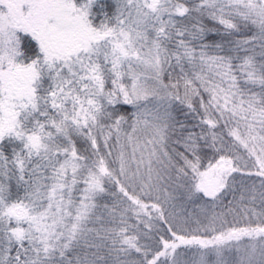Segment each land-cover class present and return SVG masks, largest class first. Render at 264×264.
<instances>
[{"label": "snow or ice", "instance_id": "snow-or-ice-1", "mask_svg": "<svg viewBox=\"0 0 264 264\" xmlns=\"http://www.w3.org/2000/svg\"><path fill=\"white\" fill-rule=\"evenodd\" d=\"M0 264H264V0H0Z\"/></svg>", "mask_w": 264, "mask_h": 264}, {"label": "trees", "instance_id": "trees-1", "mask_svg": "<svg viewBox=\"0 0 264 264\" xmlns=\"http://www.w3.org/2000/svg\"><path fill=\"white\" fill-rule=\"evenodd\" d=\"M189 210H191V207L189 206Z\"/></svg>", "mask_w": 264, "mask_h": 264}, {"label": "rangeland", "instance_id": "rangeland-1", "mask_svg": "<svg viewBox=\"0 0 264 264\" xmlns=\"http://www.w3.org/2000/svg\"><path fill=\"white\" fill-rule=\"evenodd\" d=\"M191 207V206H190Z\"/></svg>", "mask_w": 264, "mask_h": 264}]
</instances>
